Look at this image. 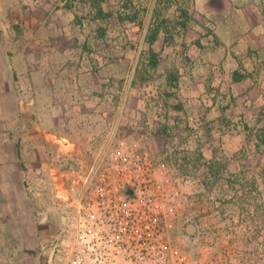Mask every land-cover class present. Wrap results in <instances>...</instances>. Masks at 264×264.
Here are the masks:
<instances>
[{
    "label": "rangeland",
    "instance_id": "obj_1",
    "mask_svg": "<svg viewBox=\"0 0 264 264\" xmlns=\"http://www.w3.org/2000/svg\"><path fill=\"white\" fill-rule=\"evenodd\" d=\"M26 1L15 0L14 17L36 35L26 78L37 86L27 82L22 90L43 115L38 123L78 146V163L90 165L98 154L91 145L107 138L146 152L158 191L178 203L170 220L175 256L264 264V147H255L264 116L226 85L219 93V78L208 94L196 88L192 70L205 59L180 24L184 12L191 18V0H108L101 15L92 0H31L32 12L23 13ZM161 125L166 136L157 132ZM210 161L219 164V176L205 188L203 164ZM190 223L194 236L184 231Z\"/></svg>",
    "mask_w": 264,
    "mask_h": 264
},
{
    "label": "crops",
    "instance_id": "obj_2",
    "mask_svg": "<svg viewBox=\"0 0 264 264\" xmlns=\"http://www.w3.org/2000/svg\"><path fill=\"white\" fill-rule=\"evenodd\" d=\"M14 4L0 0V264H39L36 251L57 227L53 201L74 195L67 190L72 166L88 162L73 161L81 149L38 123L43 115L31 109L33 96H23L27 82L37 86L26 78L36 35L15 20ZM25 4L22 12L31 13V0ZM190 12L181 23L205 59L192 70L196 88L208 94L219 78V93L226 85L236 101L264 116V0H191ZM97 144L92 153L101 151L102 139Z\"/></svg>",
    "mask_w": 264,
    "mask_h": 264
},
{
    "label": "built area",
    "instance_id": "obj_3",
    "mask_svg": "<svg viewBox=\"0 0 264 264\" xmlns=\"http://www.w3.org/2000/svg\"><path fill=\"white\" fill-rule=\"evenodd\" d=\"M102 146L90 165L72 166L74 195L53 201L57 227L37 249L38 263L196 264L174 255L178 203L158 191L146 152L112 138Z\"/></svg>",
    "mask_w": 264,
    "mask_h": 264
},
{
    "label": "trees",
    "instance_id": "obj_4",
    "mask_svg": "<svg viewBox=\"0 0 264 264\" xmlns=\"http://www.w3.org/2000/svg\"><path fill=\"white\" fill-rule=\"evenodd\" d=\"M105 2L109 3L108 0H92L91 4L94 9H97V13L101 15L102 14L101 4ZM152 34L153 36H151V41H154L157 36V32L155 31V33ZM173 80H176L174 76H172L169 81H173ZM262 121H263V125L261 126L260 130H258V133H256L255 135V139H256L255 147L258 150H260L261 147H264V119ZM168 130H169L168 127H166L165 125H161L157 130V132L166 136L168 134ZM200 158L201 155L197 154L195 162H198ZM203 166L206 168V174H207L206 180L208 181V183L207 181H203L202 186L206 188L207 186L209 187L212 186L218 180L220 166L215 161L204 163ZM234 179H235L234 176L232 175L228 176L226 183L228 184L229 189H232L233 186L235 185ZM229 203L231 204L232 202L229 201Z\"/></svg>",
    "mask_w": 264,
    "mask_h": 264
},
{
    "label": "water",
    "instance_id": "obj_5",
    "mask_svg": "<svg viewBox=\"0 0 264 264\" xmlns=\"http://www.w3.org/2000/svg\"><path fill=\"white\" fill-rule=\"evenodd\" d=\"M184 231L188 236H194L196 233V227L190 223L185 226Z\"/></svg>",
    "mask_w": 264,
    "mask_h": 264
}]
</instances>
